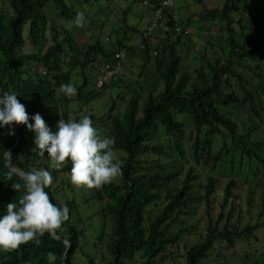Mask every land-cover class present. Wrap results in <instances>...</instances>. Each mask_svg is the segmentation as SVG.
Here are the masks:
<instances>
[{"label":"trees","instance_id":"trees-1","mask_svg":"<svg viewBox=\"0 0 264 264\" xmlns=\"http://www.w3.org/2000/svg\"><path fill=\"white\" fill-rule=\"evenodd\" d=\"M5 3L0 8V91L17 95L29 123H34L31 117L39 113L55 132L60 118L69 120L72 102L82 110V105L116 85L110 79L96 88L99 72L92 64L112 58L126 45L121 41L102 45L99 39L92 43L82 38L77 41L57 23L60 18L73 20L76 14L64 0ZM155 6L156 2L149 0L148 9L152 11ZM207 15L224 20L219 26L220 40L226 43L219 45L220 52L213 60H208L207 72L197 69L191 81L185 70H179L177 46L182 37L188 36L171 32L172 22L167 21L147 37L142 34L139 47L145 63L149 61L152 37L156 42L152 49L155 62L150 75L145 76L143 70L139 73L142 82L136 93L128 100L118 93L103 115L82 110L74 116L73 120H79L82 114L88 115L99 134L102 128V136L115 139L123 175L114 182L89 188L87 193L83 187L74 186L71 161L61 170L52 169L47 153L41 158L32 151L35 133L26 125L15 124L18 143L9 157L10 167L22 172L39 168L52 172L53 184L46 189L51 202L57 207L67 205L70 211L56 238L45 233L39 246L29 242L13 251L0 249V264H49L48 252L55 254L54 264H62L68 246L66 264H124L123 259H131L137 252L142 257L137 264H156L157 258L169 257L168 247L177 246L181 233L193 226L186 224L187 218L202 204L208 218L205 233L195 243L184 245V264H205L218 257L222 249L232 248L244 236L253 234L260 224L240 226L243 211L238 192L239 184L259 186L263 214L264 140L254 137L257 127L240 129L223 109L246 105L257 118L264 115V105L259 104L261 113L254 103L261 102L260 97L264 101V0H225L221 10L209 9ZM189 21L181 20L187 28ZM77 66L82 75L79 84L71 81ZM91 78L95 81L89 87ZM67 83L77 88L73 98L59 92L60 85ZM123 103L125 109L119 111L118 105ZM8 131V126L0 128V217L6 214L7 204L17 202L25 192L24 188L15 192L11 187L23 181L5 161V154L15 143V135L9 136ZM216 134L221 135L223 143L213 154ZM211 160L214 166L218 164L220 177L208 176L205 183H199L194 164ZM223 177L226 181L221 187ZM95 204L99 206L93 209ZM215 205L219 210L216 219L211 214ZM178 222L181 230L172 232ZM90 227L94 228V237L85 250L88 240L84 234ZM78 251L85 260L75 263ZM244 257L259 264L250 253Z\"/></svg>","mask_w":264,"mask_h":264},{"label":"rangeland","instance_id":"rangeland-1","mask_svg":"<svg viewBox=\"0 0 264 264\" xmlns=\"http://www.w3.org/2000/svg\"><path fill=\"white\" fill-rule=\"evenodd\" d=\"M65 4L72 7V10L77 12H84L86 18V24L84 27H77L73 23V20L68 19L63 21L60 18L57 23L62 24L68 31L76 37V40L83 41L85 43H92L94 40L99 39L101 44L104 45L109 42L121 41L126 45L124 52V58L121 62L120 71L108 77L105 82L112 79L116 82V85L105 90V94L94 98L88 105L81 106L80 108L86 112V114L93 113L95 115H103L107 113L109 103L120 93L125 100H128L132 94L136 93L141 79H139V73L143 70L144 75H150L151 70L154 68V52L152 49L155 45V41L151 40L149 61L145 63L144 52L140 49V43L142 40V34L146 31L148 23L151 18L149 11L145 5L142 4L143 0H64ZM225 0H172L173 9L176 11V15L180 20L190 19L189 21V35L188 37H182L180 43L177 46V53L180 55V67L179 70H185L186 73L191 77V81L197 76V69L203 72H207L208 60L211 61L219 51L220 44H226L224 41L221 42L220 25L224 20L221 21L218 17L212 19L211 16L207 15L209 9L221 10ZM6 6L5 0H0V8ZM219 12V11H218ZM76 15V14H75ZM235 14L233 13L232 16ZM123 17V18H122ZM61 20V22H60ZM135 27V29H130ZM26 24L24 27L23 35H27ZM128 27V28H127ZM226 27V26H224ZM226 32V28L223 29ZM154 35V32L152 33ZM131 49V50H130ZM145 63V65H144ZM241 70V69H239ZM80 68L74 69V73L71 77L76 84H79L82 75L79 72ZM102 72L98 73L95 87L99 88L101 82ZM74 76V77H73ZM100 76V77H99ZM102 80V81H101ZM95 81L94 78L89 80V87ZM235 79L232 80L234 82ZM148 82V81H147ZM158 88H162L159 85ZM145 94L143 93V96ZM73 98V97H71ZM259 101H254L258 111L262 113L259 104L264 105L263 97H260ZM121 102V99L118 100ZM264 107V106H263ZM71 112L69 120H73L74 116L80 115L82 110L78 109V104L72 102L70 104ZM119 111L125 109V104L118 105ZM238 125L240 129L248 127H257L254 137H258L264 140V115L261 119L257 118L251 113V109L248 106L235 105L234 107H226L223 109ZM192 128L191 126L189 129ZM100 130V135H103V131ZM213 143L211 151L213 154L219 151L223 143V138L220 134H216L213 137ZM195 165L196 172L198 174L199 183H205L208 176L220 177V172L217 166L213 165L211 160L208 163L201 162ZM214 166V167H213ZM187 167L183 168L182 175L184 176ZM226 177L220 180L219 186L223 187ZM87 193L88 187H83ZM239 196L241 198V209L243 218L240 221V226L245 225H256L260 224L249 236H244L242 242L237 243L232 248H225L220 251V255L212 260L205 261V264H253L252 261L248 260L245 256L246 253H250L254 260H257L259 264H264V212L260 214L261 202H262V189L257 186L255 188L245 185L242 187L239 184ZM203 192V190H201ZM83 192L80 191L79 195ZM249 201V203H248ZM99 204L93 205V209L97 208ZM216 206V205H215ZM218 208L213 207L211 212L214 219L217 218ZM154 212L151 214V218L154 217ZM236 218V215H234ZM186 221V224L193 225L189 230L181 233V240L177 246H169L166 254L169 256L167 259L157 258L156 264H184V245H190L198 241L205 233L207 224V215L205 213L204 205L196 206L195 213L190 215ZM96 217L95 222H98ZM95 227H99L95 223ZM182 226L180 223H176L172 226V232L181 230ZM94 228L90 227L86 230L84 238L88 240L84 242V249L90 247L92 238L94 237ZM170 252L174 253L170 255ZM172 256L173 259H170ZM85 260L81 251H78L74 256V262H80ZM142 260L141 253L137 252L131 259H123L124 264H137Z\"/></svg>","mask_w":264,"mask_h":264},{"label":"clouds","instance_id":"clouds-1","mask_svg":"<svg viewBox=\"0 0 264 264\" xmlns=\"http://www.w3.org/2000/svg\"><path fill=\"white\" fill-rule=\"evenodd\" d=\"M86 22L81 11L71 23L84 27ZM59 92L71 98L77 95V88L72 83L61 84ZM31 119L34 123H29L26 108L14 92L0 91V128L8 126L7 134L13 136V124L26 125L35 133L32 151L41 158L47 153L52 169L61 170L71 161L70 179L74 186L100 188L123 175L122 162L114 148L115 139L101 136L88 115L82 114L79 120L60 118L55 132L39 113ZM20 179L23 184L13 183L11 187L15 192L24 188V194L17 202H9L6 214L0 217V249L5 252L29 242L39 246L45 233L56 238L69 219L67 205L57 207L46 191L53 184L52 172L45 168L32 169L21 173ZM47 258L49 264H54L53 252H48Z\"/></svg>","mask_w":264,"mask_h":264},{"label":"built area","instance_id":"built-area-1","mask_svg":"<svg viewBox=\"0 0 264 264\" xmlns=\"http://www.w3.org/2000/svg\"><path fill=\"white\" fill-rule=\"evenodd\" d=\"M156 2L155 8L151 11V18L148 23L146 31L143 33L144 37L155 30L159 25L165 24L167 21L172 22L171 32L175 34H181L182 36L189 35V28L183 25V22L173 12L172 0H154ZM142 4L149 5V0H143ZM170 13L171 16H168ZM124 58V52L122 50L116 51L112 58L95 61L92 66L99 73L102 72L101 79L106 80L108 77L117 74L120 71L121 62ZM101 80V81H102Z\"/></svg>","mask_w":264,"mask_h":264},{"label":"water","instance_id":"water-1","mask_svg":"<svg viewBox=\"0 0 264 264\" xmlns=\"http://www.w3.org/2000/svg\"><path fill=\"white\" fill-rule=\"evenodd\" d=\"M11 128L13 129V131H14V133H15V143L10 147V149H9V150L7 151V153L5 154V161H6L7 166H8L13 172H16V173H18V174L21 175V173H23L22 171L17 170V169H15V168H12V167H10V165H9V157H10V155L12 154V152L14 151V149H15L17 143H18V133H17V130H16V128H15V124H13V125L11 126ZM8 153H10V155H9ZM68 252H69V246L66 248V250L64 251V253H63V255H62V258H61V263H62V264H66L65 259H66V257H67Z\"/></svg>","mask_w":264,"mask_h":264},{"label":"crops","instance_id":"crops-1","mask_svg":"<svg viewBox=\"0 0 264 264\" xmlns=\"http://www.w3.org/2000/svg\"><path fill=\"white\" fill-rule=\"evenodd\" d=\"M146 8L148 9V7L146 6ZM148 11H149V15L151 14V11L148 9ZM173 12H175L176 13V11L173 9Z\"/></svg>","mask_w":264,"mask_h":264}]
</instances>
